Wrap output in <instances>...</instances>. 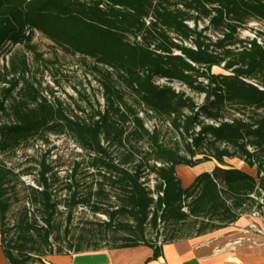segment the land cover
I'll return each mask as SVG.
<instances>
[{"label":"trees","instance_id":"1","mask_svg":"<svg viewBox=\"0 0 264 264\" xmlns=\"http://www.w3.org/2000/svg\"><path fill=\"white\" fill-rule=\"evenodd\" d=\"M250 19L264 21V0H0V48L6 42L27 45L37 31L95 62L104 100L87 120L72 119L60 103H49L26 82L21 85L27 68L23 57L10 59V78L0 74V117L7 119L0 121V156L60 132L70 133L88 154L86 181L80 162L62 182L42 159L35 187H28V208L23 206L12 230L7 227L10 195L17 187L12 180L20 175L0 159V247L10 264H44L45 257L64 252L52 248L51 239L57 243L70 236L79 208L105 221L97 224V233H81L68 251L102 249L95 236L112 233L109 249L148 246L154 258L166 243L234 225L243 210L262 211L264 41L236 37ZM200 21L207 25L199 29ZM212 28L218 32L214 40L205 34ZM155 79L177 81L203 95V103L198 106ZM125 92L146 114L167 119L182 135L187 154L160 143ZM229 109L261 114L227 117ZM141 139L150 140V153L137 158L131 142ZM235 156L255 169V176L224 165L225 158ZM206 161L216 163L214 169L184 187L175 168ZM150 176L157 181L151 188ZM59 213L65 214V226L54 233ZM147 226L159 235L153 242L146 239Z\"/></svg>","mask_w":264,"mask_h":264},{"label":"rangeland","instance_id":"2","mask_svg":"<svg viewBox=\"0 0 264 264\" xmlns=\"http://www.w3.org/2000/svg\"><path fill=\"white\" fill-rule=\"evenodd\" d=\"M188 25L191 27L193 26L191 22H189ZM205 25H207L206 21H200L198 28L201 29ZM205 34L212 40L218 37V32L213 28L208 30ZM170 36L176 38L174 35L170 34ZM236 37L242 40L257 38L258 40L264 41V21L258 19L248 20V22L237 29ZM177 41L179 42V40ZM185 45L190 46V43L185 42ZM22 57L26 62L27 68L21 80V85L24 86L26 82L32 85V87L38 91L39 95L45 98L49 103H60L66 110V114L69 118L74 119L78 117L82 120H87L93 110L97 108L102 109L104 107L103 90L99 85V75L93 68L95 62L92 59L82 58L77 52L69 48L61 47L43 37L37 31H33L27 45L6 42L0 48V74L3 78L8 79L11 77V75L6 76L10 66V59L12 58L14 62H17ZM103 69L106 68L104 67ZM213 72L218 74L222 73L223 70L221 68H214ZM155 81L159 85L172 87L178 93H184L198 106L203 103V95L189 91L177 81L166 82L162 79H155ZM3 86L4 84L0 78V88ZM125 99H127L128 103L132 104L134 109L139 112L144 127L149 132L154 130L158 132L160 143L167 147L178 149L181 155L187 154L182 135L173 128L167 119L156 116L151 112L146 114L143 106L137 105L135 99L128 92H125ZM78 108L82 111H79ZM256 114H261V111L253 113V111L249 109H242L239 113H236L229 109L227 110L226 116L229 117L232 115L249 119L251 117L256 118ZM1 120L7 119L0 117V121ZM204 121L208 124H214V122L211 121ZM129 126H131V124H129ZM131 144L136 149L137 158L144 157L146 156L145 154L150 153L151 144L149 139L133 140ZM202 151L204 152V149H202ZM112 153L114 154L113 156L117 155L114 147L112 148ZM196 153L195 158L199 159L201 156L199 155V151L197 150ZM0 159L7 167L14 169L15 173L18 172L20 175L18 179L12 180V184L15 183L17 187L15 189V194L10 195L11 208L7 215V227L10 230L14 229V225L23 206L28 208L26 205L28 187H35L34 180L39 171V162L42 159L49 164L52 172L56 173L62 182L69 173L73 163L80 162L81 170L79 174L84 181L88 180L85 179L88 176V154L78 146L75 138L68 132L48 134L44 138L36 137L29 143L21 145L13 154L6 155L5 157L0 156ZM224 165L238 169L244 168L255 176V169L248 168L238 156L225 158ZM155 182L157 181L154 176L148 178V186L150 188ZM261 198L263 200V211L261 216L259 218L251 217V208V210H243V216L240 219H245L247 222L254 220L257 222L258 226L261 225L262 221L259 219L264 217V191L261 193ZM111 201H114V199ZM30 213H34L37 217L35 209H31ZM38 221L40 222V220ZM101 221H105L104 216L100 214L93 215L85 209H77L73 214L70 236L67 238L60 236L59 242L57 243H54L53 239H51V242L54 244L52 248L60 246L64 248L65 253H71L67 250V246L69 244L74 245L78 236L81 233H85V230H91L97 233V224ZM56 223L57 227L55 226L54 233H56V231H63L65 226V214L62 215V213H59L56 217ZM182 230L184 229L182 228ZM185 231L186 230H184V232ZM111 234L112 233H109L105 237H101L98 234L100 237L96 235V240L94 242L100 243L102 249L109 248ZM145 235L146 239L150 242L155 241L159 236L156 235L155 231L150 226L146 227ZM9 236H13V232H10ZM91 243L92 242H84V245H89Z\"/></svg>","mask_w":264,"mask_h":264},{"label":"crops","instance_id":"3","mask_svg":"<svg viewBox=\"0 0 264 264\" xmlns=\"http://www.w3.org/2000/svg\"><path fill=\"white\" fill-rule=\"evenodd\" d=\"M216 163L206 161L194 167L179 165L175 173L188 187L201 173H210ZM252 175L246 169H240ZM253 176V175H252ZM247 220L201 236L166 243L157 258L148 246L103 248L95 251L52 254L44 264H264V236H256L255 244L238 243L239 229ZM1 238V237H0ZM0 264H10L0 247Z\"/></svg>","mask_w":264,"mask_h":264},{"label":"built area","instance_id":"4","mask_svg":"<svg viewBox=\"0 0 264 264\" xmlns=\"http://www.w3.org/2000/svg\"><path fill=\"white\" fill-rule=\"evenodd\" d=\"M263 211V207H262ZM262 211H258L253 209L251 212V217L253 218H259L261 216ZM262 221L261 225H257V222L252 220L251 222H248L246 225L240 227L239 231L242 234V237L238 239V243H246V244H255V237L256 236H264V217L259 219ZM157 244H160V241L157 242Z\"/></svg>","mask_w":264,"mask_h":264}]
</instances>
